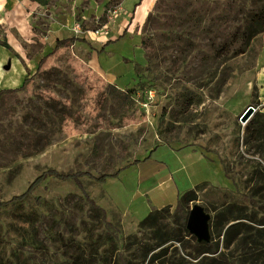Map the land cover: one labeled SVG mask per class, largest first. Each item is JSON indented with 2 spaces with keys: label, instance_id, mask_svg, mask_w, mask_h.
I'll return each instance as SVG.
<instances>
[{
  "label": "rangeland",
  "instance_id": "374dc122",
  "mask_svg": "<svg viewBox=\"0 0 264 264\" xmlns=\"http://www.w3.org/2000/svg\"><path fill=\"white\" fill-rule=\"evenodd\" d=\"M33 1L32 32H13L25 58L0 48V59L10 56L0 90L36 72L52 49L53 27L59 37H86L97 47L96 39L124 32L140 0ZM263 12L264 0H154L135 31L106 52L78 42L29 90L3 94L0 202L37 182L25 202L0 209V264H148L160 253L151 264H197L221 253L264 264V237L246 233L226 248L215 225L231 205V216L234 205L264 215V203L244 197L259 191L262 203L264 195V31L253 18ZM74 59L113 78L99 91L106 100L97 113L88 86L76 80ZM249 106L256 113L242 123ZM136 159L143 161L105 182L48 172L98 177ZM189 190L198 198L188 209L209 214L207 242L220 245L195 261L186 254L199 239L177 228L176 208ZM153 209H161L152 214L156 225L142 228ZM164 232L172 240L161 244Z\"/></svg>",
  "mask_w": 264,
  "mask_h": 264
},
{
  "label": "trees",
  "instance_id": "16d2710c",
  "mask_svg": "<svg viewBox=\"0 0 264 264\" xmlns=\"http://www.w3.org/2000/svg\"><path fill=\"white\" fill-rule=\"evenodd\" d=\"M144 4H147V0H140L139 3H137L135 5V8L133 10V15H132L130 21L128 22V24H127L124 32L122 33V35L119 38L107 40L105 42V44L102 45L101 49H97L96 47L95 48L92 47L90 42L88 41V39L86 37L81 38L78 36H72V37L65 38V39H58L56 41L55 47H53L52 50L47 55L43 56L39 60L36 72L33 75L28 76L23 81V83L20 87L15 88V89L0 90V97L6 93H14V92L29 90L30 87L32 86V84L34 83L36 76L49 71L50 68L54 65V61H56V59L64 52L65 48H69L70 46H73L77 42L89 44L90 48L93 51H96L98 54H102V53L106 52V49L110 44L119 41L120 38H123L127 35V33L130 31V29L132 28V25L134 24V22L136 20V15H137L138 9L140 7H142V5H144ZM253 18L258 19V23L262 24V31H264V12L261 13L260 15H256V14L253 15ZM248 34H249V31L243 33L244 36H247ZM4 46L9 48V49L11 48L8 45V43H4ZM72 67H73L74 72L77 75L76 80L79 83L86 84L88 86L89 95L91 96L92 99H94V104L96 106L95 111L93 113H97V110L102 107V105L104 104V102L106 100L105 95H101V97H99V91L101 90V87L106 84L105 79L100 74L93 71L88 65L81 64L77 59H74L72 61ZM251 133L253 134V132H251ZM157 148H158V146H156V148L153 149L152 152L155 151ZM148 159H149V157H146L144 160L147 161ZM141 161H143V160L136 159L132 163H129L126 166L119 168L114 172H106V173H104L98 177L92 175L91 173L65 174V173H60V172L53 170V169H49L48 172H52V174L56 175L57 177L61 178L62 180L76 179V181H77L79 176H81L82 174H87L90 177V179L95 180L96 182H105L108 178L117 177L120 174V172L124 168L128 167L129 165H131L133 163H139ZM35 183L25 193H23L21 195L14 196L9 201L0 202V209L5 208V207H9L12 204L25 202L29 198V196L33 193V188L35 186ZM80 185H81V183H80ZM197 195H198V193L195 192V190H189L186 193H184L179 199L178 206L176 208L177 215H178L177 216V228L181 231H188L187 222H188L190 210L188 209L187 206L190 203L197 200V198H198ZM260 195H261V193H259V191H255L254 193L246 194L244 197L248 200V202L252 203L253 205H260V204L264 203V195H262L263 202L260 203L258 201L257 197H259ZM91 203L94 204V202H92V201H91ZM234 206H238L237 215L231 216V214H234L233 210H232L233 205H231L226 212L219 213L215 219L216 227H220L219 228L220 230L218 231V235H219V237L223 236L224 242L226 244V248L231 247L236 241L244 240L243 238H241V236L243 234H246V233L253 235L255 238L260 237V236L264 237V215L262 216L261 219H257L256 217L253 218V217L249 216L246 209H244V207H242V205H234ZM167 207L171 208V206H167ZM164 208H166V207H164ZM159 210H161V209L153 210L152 212H150V214L144 219V221H142L141 227L143 228L146 224H149V226L153 228L156 225V223L155 224L153 223V221L155 220L154 219L155 217L152 214L155 211H159ZM163 210L166 211V209H163ZM228 214H230V215H228ZM235 221H237V222H235ZM245 221L246 222L249 221L250 223H254L256 226L248 224ZM233 222H235V223H233ZM226 226H228V228L225 230L224 228H226ZM165 235H166V233L164 232L161 244H165L168 241L172 240L170 238V236L167 237ZM239 238H241V239H239ZM174 240H176L177 242H181V239H177V237H175ZM219 246H220L219 242H215L213 239L210 240L209 242H207V241H200V242L196 241L195 246L192 248V251L187 252L186 255L195 261V260H198L199 257L201 255H204V254H212V255L217 254L219 251ZM163 252L166 253L167 249L163 250L162 253ZM147 254L148 253L145 251V257H147ZM160 258H161V253L154 255L150 259L148 264H151ZM176 264H182V261L179 263H176ZM189 264H193V263H189ZM197 264H248V263L243 259V257L238 258L236 261H233V260L230 261L225 256V254L221 253L218 255L217 258H205V259L200 260L199 263H197Z\"/></svg>",
  "mask_w": 264,
  "mask_h": 264
},
{
  "label": "crops",
  "instance_id": "0c3cea01",
  "mask_svg": "<svg viewBox=\"0 0 264 264\" xmlns=\"http://www.w3.org/2000/svg\"><path fill=\"white\" fill-rule=\"evenodd\" d=\"M153 2H154V0H147V4L142 5V7H140L138 9L137 15H136V20H135L134 24L132 25V28L130 29L129 33H133L135 31V27L145 20L146 15H147L150 7L152 6ZM36 8H37V2H35L33 0H0V25H2L3 32L7 35V40H8V44L10 45V47L15 52H17L23 59L25 58V54L23 53L24 51L22 52V50H23L22 45L20 44L19 40L14 36L13 32L16 31L21 36H22V34L24 35V34H29L32 32L31 31L32 27L29 24V19H30L31 13L34 12V10H36ZM139 10H140V12H139ZM61 33L62 32L58 27L55 29L53 27V29H51L52 35L50 38L52 39V42H51L52 48L55 47L56 41L58 39H65L64 37H59V34H61ZM122 33H123V29H122L120 35H118V36H121ZM118 36H116V37L112 36L109 38L106 36L100 37V38L96 39L99 42L100 46H97V47L95 46V47L98 49L102 45H104L107 40L116 39ZM66 38H69V37H66ZM81 38H83V37H81ZM79 43H82V42H79ZM16 46H18L20 48V51H18ZM0 48H6L7 50L9 49L5 46H2L1 44H0ZM93 52H95V51H93ZM8 57H10V56L5 55L3 58L0 59V74H1V67L6 63V60L8 59ZM10 60H11V58H9V61ZM77 60L81 64H85V63H82L79 59H77ZM38 62L39 61L36 62V69H37ZM28 65H30V64H28ZM85 65H88L93 71L100 74L105 79L106 82L108 80V82L112 83L113 78L110 74H106L107 77H104L103 73L101 71H99V69H100L99 67H98L99 69H97L96 67H95L96 68L95 69V68L91 67L89 64H85ZM29 68H32V67L29 66ZM106 78H108V79H106ZM153 210H158V209H153Z\"/></svg>",
  "mask_w": 264,
  "mask_h": 264
},
{
  "label": "water",
  "instance_id": "95a60500",
  "mask_svg": "<svg viewBox=\"0 0 264 264\" xmlns=\"http://www.w3.org/2000/svg\"><path fill=\"white\" fill-rule=\"evenodd\" d=\"M8 68L9 66H6V69ZM254 113H256V109L253 106H249L241 115L240 119L242 123L248 122ZM209 219V214L202 207L196 206L189 213L187 222L188 231L195 235L199 241H208L210 238L208 227Z\"/></svg>",
  "mask_w": 264,
  "mask_h": 264
}]
</instances>
